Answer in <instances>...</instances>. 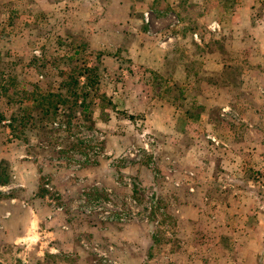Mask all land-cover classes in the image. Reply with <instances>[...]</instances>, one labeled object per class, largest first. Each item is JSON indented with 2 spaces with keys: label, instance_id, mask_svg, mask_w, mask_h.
<instances>
[{
  "label": "rangeland",
  "instance_id": "1",
  "mask_svg": "<svg viewBox=\"0 0 264 264\" xmlns=\"http://www.w3.org/2000/svg\"><path fill=\"white\" fill-rule=\"evenodd\" d=\"M85 65L52 142L0 100V264H264V0H0L22 86Z\"/></svg>",
  "mask_w": 264,
  "mask_h": 264
},
{
  "label": "trees",
  "instance_id": "2",
  "mask_svg": "<svg viewBox=\"0 0 264 264\" xmlns=\"http://www.w3.org/2000/svg\"><path fill=\"white\" fill-rule=\"evenodd\" d=\"M93 70L95 69L86 65L72 67L65 72L66 78L59 83L57 90H53L50 87L41 89L38 81L30 88L22 86V81L17 78L16 74H13L10 68L6 71L0 67V100L5 99L8 104L12 105L11 109L13 107L7 120L3 121L10 129V135L17 137L26 129L35 130L37 128L45 129L50 135L57 128L54 125L65 130L67 124H58L53 118L61 110V105H67L70 110L79 108L81 119L87 121L90 106L95 101L93 99L96 97L106 99L105 95L100 94L95 87L97 81L91 74ZM63 89L64 93L59 92ZM90 91L96 95L95 98H88ZM100 107H102L101 104ZM71 113L68 112L66 116ZM58 114L63 116V113ZM2 115L0 111V120ZM70 121L68 120V123ZM48 126L50 127L47 129ZM47 137L52 142L54 136Z\"/></svg>",
  "mask_w": 264,
  "mask_h": 264
}]
</instances>
